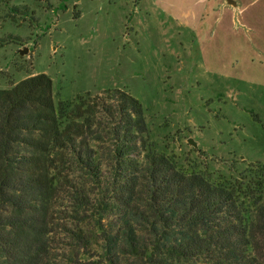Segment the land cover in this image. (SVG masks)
Masks as SVG:
<instances>
[{
    "label": "trees",
    "instance_id": "trees-1",
    "mask_svg": "<svg viewBox=\"0 0 264 264\" xmlns=\"http://www.w3.org/2000/svg\"><path fill=\"white\" fill-rule=\"evenodd\" d=\"M0 264H264V160L181 169L128 90L31 74L0 88Z\"/></svg>",
    "mask_w": 264,
    "mask_h": 264
},
{
    "label": "rangeland",
    "instance_id": "rangeland-1",
    "mask_svg": "<svg viewBox=\"0 0 264 264\" xmlns=\"http://www.w3.org/2000/svg\"><path fill=\"white\" fill-rule=\"evenodd\" d=\"M205 1L0 0V88L45 73L56 101L128 90L179 168L243 170L264 160V21L238 16L232 38L206 37L224 12Z\"/></svg>",
    "mask_w": 264,
    "mask_h": 264
},
{
    "label": "crops",
    "instance_id": "crops-1",
    "mask_svg": "<svg viewBox=\"0 0 264 264\" xmlns=\"http://www.w3.org/2000/svg\"><path fill=\"white\" fill-rule=\"evenodd\" d=\"M208 0L205 1V3ZM223 1V12L222 16L220 18H216L214 22L205 21L203 23V28L205 29L206 37L212 38L213 36L218 35H231V32H233V29H235V21L236 18L239 16L241 20L244 21V23L249 24L250 26H253V22L256 20L264 21V0H263V9L258 11H255L253 7L257 5V1L260 0H236L237 5L233 6L227 3V0ZM257 2V3H256ZM228 6H231L234 8V10L228 9ZM206 15H208V8H205ZM231 30V31H230ZM218 34V35H217ZM228 38H232L233 35L227 36ZM209 39V38H208Z\"/></svg>",
    "mask_w": 264,
    "mask_h": 264
},
{
    "label": "water",
    "instance_id": "water-1",
    "mask_svg": "<svg viewBox=\"0 0 264 264\" xmlns=\"http://www.w3.org/2000/svg\"><path fill=\"white\" fill-rule=\"evenodd\" d=\"M227 3L233 6L237 5V1L236 0H227ZM21 53H24L23 51H21ZM188 142L193 145L194 147H198V141L194 140V138H189Z\"/></svg>",
    "mask_w": 264,
    "mask_h": 264
}]
</instances>
